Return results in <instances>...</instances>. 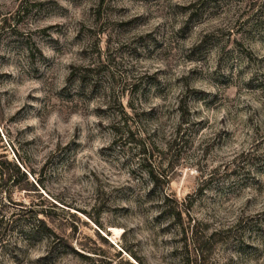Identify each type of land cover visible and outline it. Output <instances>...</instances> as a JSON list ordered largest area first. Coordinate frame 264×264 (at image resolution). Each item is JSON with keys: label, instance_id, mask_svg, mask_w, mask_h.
Segmentation results:
<instances>
[{"label": "rangeland", "instance_id": "1", "mask_svg": "<svg viewBox=\"0 0 264 264\" xmlns=\"http://www.w3.org/2000/svg\"><path fill=\"white\" fill-rule=\"evenodd\" d=\"M0 171V264H264V0H0Z\"/></svg>", "mask_w": 264, "mask_h": 264}, {"label": "trees", "instance_id": "2", "mask_svg": "<svg viewBox=\"0 0 264 264\" xmlns=\"http://www.w3.org/2000/svg\"><path fill=\"white\" fill-rule=\"evenodd\" d=\"M179 127V125L176 127V129ZM175 129V131H177ZM175 138H173L172 140H174ZM171 140V141H172ZM168 146H169V143H168ZM141 153H144L145 151H144V149H141V151H140ZM147 174H149V176H150V181H151V184H152V186H154L155 185V183H157V181L159 180V178H161L162 180H164V182H167V175H165V173L163 172V171H161V174H156V175H154L152 172H153V169H148L147 171ZM22 174V173H21ZM159 176V177H158ZM166 179V180H165ZM9 180H11V182H13V180H14V177H13V175L12 174H4L3 172H1L0 171V181L1 182H7V181H9ZM165 201H167V198L165 197V196H163V198H162V202L163 203H165ZM163 211H165V206H164V208L162 207V209H161V212H163ZM46 215H44L43 217H44V219L46 218L45 217ZM169 216H172V219H175L176 218V220H177V224H179L180 222H181V219H180V212L179 211H175L174 213H170L169 214ZM33 222L30 224V225H28V228H27V232L28 233H30V234H34V233H40V234H42V235H44V236H46L47 237V239L49 240L50 239V236H53V237H57L56 235H55V233L52 231V229L46 224V222L43 220V218H39V217H36V215L34 214L33 216ZM0 223H1V220H0ZM1 230H3V227H1L0 226V231ZM1 236V235H0ZM102 238V237H101ZM60 240V242H61V244L63 245V246H66L67 248H69V250H71L73 253H75V254H78L79 256H81L82 258H84V259H87V260H89L90 261V263L89 264H101L99 261L98 262H95V263H92V259L90 258V256H87V255H82L80 252H78V251H76V250H74V249H72V247L71 246H69V245H67L66 244V242L63 240V239H59ZM102 240H104L103 238H102ZM183 241H182V246H183V248L184 249H186V247H187V242H186V240H185V238L184 239H182ZM190 242H192V247H194L193 245H195L194 243H193V240L191 239L190 240ZM200 250V249H199ZM194 251H196V257L197 258H195V262H197V260L199 261V258L201 257V255L197 252V247H194ZM202 251L200 250V253H201ZM131 254V253H130ZM135 260H136V262L138 263V264H143V262L142 261H140L139 259H138V257H135L134 255H131ZM124 263H127V264H132V263H130V262H128L127 260H125L124 261ZM196 264V263H195Z\"/></svg>", "mask_w": 264, "mask_h": 264}]
</instances>
